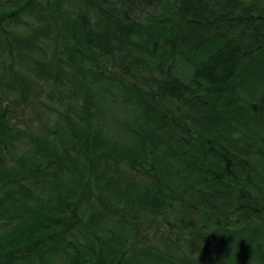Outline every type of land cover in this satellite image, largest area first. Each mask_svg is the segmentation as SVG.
<instances>
[{
	"label": "trees",
	"instance_id": "trees-1",
	"mask_svg": "<svg viewBox=\"0 0 264 264\" xmlns=\"http://www.w3.org/2000/svg\"><path fill=\"white\" fill-rule=\"evenodd\" d=\"M64 1L0 0V264H264V0Z\"/></svg>",
	"mask_w": 264,
	"mask_h": 264
},
{
	"label": "rangeland",
	"instance_id": "rangeland-1",
	"mask_svg": "<svg viewBox=\"0 0 264 264\" xmlns=\"http://www.w3.org/2000/svg\"><path fill=\"white\" fill-rule=\"evenodd\" d=\"M62 1L65 2L64 0H62ZM246 66L248 67V65H246ZM249 66H252L254 68L255 67H258V68H263L264 69V60L263 61H261L260 59L252 60L251 61V64ZM74 81L77 82L76 76H74ZM59 84H60V82L59 81H56L54 79V76H53L50 79V82H49L50 90H48V92L46 94L48 95V93H50V92L56 93L57 92V88H59V89L61 88L59 86ZM243 97L244 96L242 95V99L240 100V103L238 105L243 110L242 113L244 115V120H242V122L245 123L246 127L243 128V131L245 132V134L241 132V133H239V135L242 137L243 140H246V141L247 140L250 141V142L259 141L260 138H261L262 133L264 134V120H263L262 117H260L259 115H257L256 112H254L252 110V106L250 105V104H252V102L245 100ZM43 99L45 101L46 97H43ZM59 107H61V106H59ZM112 123L114 124L113 121H112ZM39 124H40V122H39ZM253 130L257 131L259 134H258V136L256 138H249L246 134H248V133L255 134L253 132ZM112 132L116 133L115 130H112ZM142 212L145 213V210H142ZM166 216H168L170 218V215H169L168 212H167ZM156 223H161V218H156ZM149 225L150 224L147 223L145 226L146 227H149ZM160 228L163 231H167V229H168L167 228V225H164V224H160ZM149 229H150V232L153 233L154 229H152V228H149ZM169 229H171V228H169ZM260 229L262 230L263 228H260ZM253 231L254 230H252L251 233H253ZM151 240L149 239L146 243L152 244ZM158 246H159V244H158ZM135 247L143 248L144 247V244L141 241H139L136 244Z\"/></svg>",
	"mask_w": 264,
	"mask_h": 264
}]
</instances>
